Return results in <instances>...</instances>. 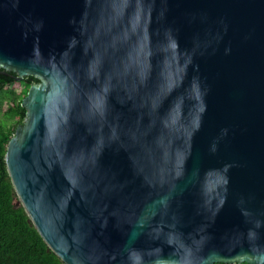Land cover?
Here are the masks:
<instances>
[{
	"label": "water",
	"instance_id": "obj_1",
	"mask_svg": "<svg viewBox=\"0 0 264 264\" xmlns=\"http://www.w3.org/2000/svg\"><path fill=\"white\" fill-rule=\"evenodd\" d=\"M0 75L64 264H264V0H0Z\"/></svg>",
	"mask_w": 264,
	"mask_h": 264
},
{
	"label": "trees",
	"instance_id": "obj_2",
	"mask_svg": "<svg viewBox=\"0 0 264 264\" xmlns=\"http://www.w3.org/2000/svg\"><path fill=\"white\" fill-rule=\"evenodd\" d=\"M25 80L17 82L11 77L0 75V100L6 95L13 97L5 115L15 122L7 134L3 130L0 132V264H64L57 255L48 251L47 245L18 203L4 162L6 146L16 127L25 119L26 110L21 106V101L31 85L29 82H39L33 77ZM17 86H23L19 94L15 92Z\"/></svg>",
	"mask_w": 264,
	"mask_h": 264
},
{
	"label": "rangeland",
	"instance_id": "obj_3",
	"mask_svg": "<svg viewBox=\"0 0 264 264\" xmlns=\"http://www.w3.org/2000/svg\"><path fill=\"white\" fill-rule=\"evenodd\" d=\"M22 88L23 86H17L15 88L16 94H19ZM12 98V96L6 95L5 97H3V99L0 100L2 102L0 105V132L1 130H3L5 134H7L9 130L12 129L15 125V122L7 118V116L5 115V112L9 107V102L12 100Z\"/></svg>",
	"mask_w": 264,
	"mask_h": 264
},
{
	"label": "flooded vegetation",
	"instance_id": "obj_4",
	"mask_svg": "<svg viewBox=\"0 0 264 264\" xmlns=\"http://www.w3.org/2000/svg\"><path fill=\"white\" fill-rule=\"evenodd\" d=\"M25 79H26V78H24L23 80L26 81ZM29 83H31V82H29Z\"/></svg>",
	"mask_w": 264,
	"mask_h": 264
}]
</instances>
